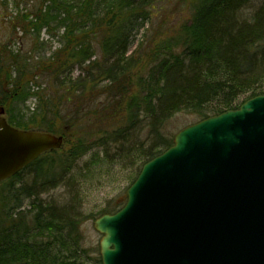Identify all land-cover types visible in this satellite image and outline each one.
Wrapping results in <instances>:
<instances>
[{"label":"trees","instance_id":"trees-1","mask_svg":"<svg viewBox=\"0 0 264 264\" xmlns=\"http://www.w3.org/2000/svg\"><path fill=\"white\" fill-rule=\"evenodd\" d=\"M19 2L28 8L14 18L13 31L34 44L10 52L6 60L0 55V106L8 123L21 130L72 134L85 109L77 101L84 105L87 93L102 86L108 100L96 104L92 115L105 113L108 124L97 131L102 138L93 146L78 138L70 149L46 153L0 182V264H80L72 246L81 243L80 221L37 200L26 209V201L58 187L94 146L108 151V141L134 143L129 151L140 152L143 161L132 185L146 163L173 146L176 135L165 129L174 116L185 112L200 122L263 95L264 0ZM55 40L58 47L51 55L39 56ZM76 69L85 76L74 79ZM44 80L51 84L43 87ZM241 97L245 100L238 104ZM31 98L37 100L32 111L26 110ZM28 171L33 184L18 186ZM123 197L99 217L121 210L128 199Z\"/></svg>","mask_w":264,"mask_h":264},{"label":"water","instance_id":"water-1","mask_svg":"<svg viewBox=\"0 0 264 264\" xmlns=\"http://www.w3.org/2000/svg\"><path fill=\"white\" fill-rule=\"evenodd\" d=\"M63 146L0 106V182ZM127 196L94 222L103 264H264V95L181 130Z\"/></svg>","mask_w":264,"mask_h":264},{"label":"rangeland","instance_id":"rangeland-1","mask_svg":"<svg viewBox=\"0 0 264 264\" xmlns=\"http://www.w3.org/2000/svg\"><path fill=\"white\" fill-rule=\"evenodd\" d=\"M19 1L21 0H8L3 3V0H0V55L3 56L4 60L10 52H15L19 48L28 50L34 44L33 40L28 37L22 38L23 35L20 31L18 33L13 31L12 22L14 18L19 13H24L28 8L25 3ZM141 35L132 45V51L135 50L139 40H141ZM43 37L47 36L44 35ZM56 47H58L57 40L52 41L39 56H50ZM84 76L85 74L81 69H76L73 78L77 79ZM43 84H45L43 87H46L51 82L44 80ZM92 96L97 97V103L91 105L89 99ZM107 100L108 96L104 94L101 86L97 92L87 93L84 105L82 102L77 101L78 106L85 107V109L82 108L80 117L77 119L82 124L80 127L75 128L72 134L62 136L64 137L62 151L70 149L78 138H83L88 145L92 146L95 140L102 138V131L98 133L97 131L100 128L103 130V126L108 124L105 121L107 117L105 118V113L101 114L102 117L93 116L92 109L96 108V104H105ZM243 100L245 98L241 97L238 104H242ZM35 104V99L30 100L26 105V110L32 111ZM66 111L67 114L72 112L70 109H66ZM92 122H98V126ZM196 122L197 119L194 115L181 112L168 121L165 130L168 135H177L181 130ZM133 145L134 143L128 146L127 143L120 145L108 141L106 143L108 151L102 145L94 146L87 155L81 157L72 165L71 172L58 187L39 193V195L26 201V209H29L30 204L37 200L38 203L53 206L57 212L63 214L66 212L71 218L80 221L81 243L78 246L72 245L78 247H75V250H77V258L81 260L80 264H99L98 256L102 235L95 230L94 222L98 219L97 217L106 212V209L112 207L118 198H124L123 196L127 194L135 178L136 170L143 161L139 151L136 149L129 151ZM33 182L34 174L28 171L23 174L21 182L17 185L31 186ZM71 247L70 251L66 252V257H69L70 252H72Z\"/></svg>","mask_w":264,"mask_h":264}]
</instances>
